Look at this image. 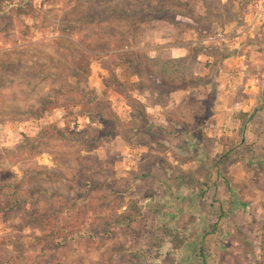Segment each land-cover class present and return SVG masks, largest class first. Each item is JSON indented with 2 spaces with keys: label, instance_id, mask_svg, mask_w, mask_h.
<instances>
[{
  "label": "rangeland",
  "instance_id": "1",
  "mask_svg": "<svg viewBox=\"0 0 264 264\" xmlns=\"http://www.w3.org/2000/svg\"><path fill=\"white\" fill-rule=\"evenodd\" d=\"M11 2L0 14V264H264V18L245 26L252 3ZM168 8L189 15L171 22ZM197 13L213 28L198 31ZM221 30L241 46L216 40ZM239 55L233 97L217 77ZM112 69L125 91L104 85ZM250 98L248 136L240 110L237 139L217 134L219 106ZM99 102L105 122L82 113ZM49 125L71 137L43 138ZM194 131L202 144L181 141Z\"/></svg>",
  "mask_w": 264,
  "mask_h": 264
},
{
  "label": "crops",
  "instance_id": "2",
  "mask_svg": "<svg viewBox=\"0 0 264 264\" xmlns=\"http://www.w3.org/2000/svg\"><path fill=\"white\" fill-rule=\"evenodd\" d=\"M260 2L261 3H264V0H260ZM251 7L252 6H250L249 7V9H251ZM253 9V8H252ZM252 16H254V13L252 14ZM262 18H264V9H263V12H262ZM256 20H259V19H255V17H254V19H252V23H248L249 25H247V24H245V26H250V30H251V32L252 31H254L255 30V28H257V23L258 22H256ZM260 20H261V18H260ZM264 20V19H263ZM249 20H247V22H248ZM224 31V30H223ZM256 31H257V29H256ZM228 32V31H227ZM228 34H229V32H228ZM229 36V35H228ZM254 37V36H253ZM238 38V37H237ZM249 38V37H248ZM216 40H219L220 41V43L221 42H224V43H228L229 45L231 44V46L232 45H235V47H234V49L235 50H237L238 48H239V46H241V44L243 43V41L241 42V41H238V42H236V41H232V39H231V37H229L226 41L225 40H221V39H218V38H215ZM238 40V39H237ZM233 43V44H232ZM235 43V44H234ZM228 45V46H229ZM245 45H247V48H253V45L254 44H251V43H247L246 44V42L244 43V46ZM256 47V46H255ZM182 56H184V54H182ZM182 58H184V57H182ZM241 58H243L242 56H238L237 58H236V60H234L233 61V63H231L230 61H227V60H229V59H231V58H226L224 61H226V62H229V65H230V68L229 69H225V71L223 72H221V74H218V77L217 78H220V81H222V83H228V84H230L229 86H230V90H229V93H230V96H235V94L233 93V92H236V90H237V92H239L238 91V89H236V80L237 79H243L244 80V74H245V72H243L242 71V66L241 65H243V59H241ZM256 75V77H252V76H250V81L252 80L253 81V85H252V81L251 82H249V83H247L246 84V87H245V89L243 90V92H245L246 94H251V93H253V90H255L254 88H253V86L254 85H258V83L261 81V77L259 76L258 77V75L257 74H255ZM263 76H264V74H263ZM263 79H264V77H263ZM258 81V82H257ZM257 82V83H256ZM222 83H221V85H222ZM218 90H220V87L218 88ZM259 92H261V96H263L264 95V86L262 87V89L260 88L259 89ZM238 94H241V93H238ZM243 95H241V97H242ZM245 96V95H244ZM243 96V97H244ZM260 96V94L259 95H257L256 96V100L258 101V100H261V101H264V98H260L259 97ZM251 99L252 98H250L249 100H242V101H237L236 99H233L234 101H235V103L234 102H232V106H230V107H228L227 108V106H226V108L228 109V111L227 110H224V107H220L219 106V109L218 110H221L220 112H218V121L216 120V126H217V128H216V130H217V134H218V131H220V132H225V133H227V134H229V136H232V137H229V136H227V137H224V138H226V139H230V140H236L237 139V136H233L235 133H232V130H234V128H233V125H230V123H229V119L231 118V117H234V116H236V112L237 111H239L240 110V112H242L241 114V118L242 117H245V119L243 120V123L245 124V125H247L246 126V129H247V127H249L250 125H252V121H255V119L253 118V120H252V117H253V114H251V113H249L250 112V110H251V103H253L252 101H251ZM234 103V104H233ZM257 106V105H256ZM254 107L253 108V113H259L260 112V108L259 107ZM234 127L235 128H237V130H238V127H239V124H238V126L234 123ZM212 126H215V125H212ZM196 131V130H195ZM195 131H194V134H190V136H188V134H187V136H186V134H184L183 136H182V138H181V141L182 142H186V143H188V145H190L191 147H192V143H193V140L195 141H199V143H203L204 142V138L203 137H197L195 134ZM246 133H247V136H248V129L246 130ZM208 136H210V134H208ZM224 136V135H223ZM218 138V140H219V142L221 143V142H224L223 141V138L221 137V136H219V137H217ZM220 139H222V141L220 140ZM185 154V153H184ZM200 157L201 156H199V157H197V160L198 161H201L200 160ZM179 161L178 160H175L174 161V163L175 164H179L178 163ZM195 163V162H194Z\"/></svg>",
  "mask_w": 264,
  "mask_h": 264
},
{
  "label": "trees",
  "instance_id": "3",
  "mask_svg": "<svg viewBox=\"0 0 264 264\" xmlns=\"http://www.w3.org/2000/svg\"><path fill=\"white\" fill-rule=\"evenodd\" d=\"M12 0H1V2H0V14H4V12H8V9H7V7L5 6V4H8V5H10V4H13L12 2H11ZM247 2L248 3H252V2H254L253 0H247ZM208 4V3H207ZM113 11H114V13H119V15L121 14L122 16H125L126 15V13H124V12H122V11H120L119 9H112ZM165 10V9H164ZM206 14H210L209 12H208V9H207V6H206ZM149 13V14H154V13H151L152 12V10H151V8L150 7H148L147 9H141V10H137V11H132V13H131V16L133 15V16H138V17H141V15L143 14V13H147V12ZM168 11L169 12H171L172 14H173V17H172V19H171V22H177L178 21V17L180 16V14H188L189 15V13H183V11H177V10H175V9H170V8H168ZM158 12H160V11H158ZM113 13V14H114ZM155 14H157V13H155ZM198 14V15H197ZM197 14H195L196 15V18L198 17V19L196 20V22H197V25H199V27H198V31H200V32H205L206 33V31H207V29H212L213 28V26H214V20L213 19H211V17L210 16H206V14L205 13H197ZM213 14V13H212ZM128 15V14H127ZM121 16V17H122ZM129 16V15H128ZM144 16V15H143ZM150 16V15H149ZM144 19H147V18H144ZM157 19H162V20H166V17H164V16H156L155 18H154V20H157ZM205 37V36H204ZM131 59V58H130ZM137 59L138 58H136V59H131V63H133V65H134V67H135V69H136V72H137V74H140V76H144V77H149L150 76V78H152V75H151V73L150 74H148L149 72H148V70L147 69H145L143 66H141V62L142 61H138L137 62ZM129 60V59H128ZM122 63V61H120V62H118V64H121ZM114 70L115 69H112V76H111V78H104L103 79V83H104V85L106 86V87H111L112 88V86H113V88H116L117 90H119V91H125V86H126V83L127 82H125V81H122L118 76H117V74H115V72H114ZM90 66L86 69V72L88 73V75L90 74ZM141 71V72H140ZM152 70H150V72H151ZM176 72V73H175ZM177 72H179L177 69H175V71H174V74H176L177 75ZM148 74V75H147ZM164 74H167L166 73V71L164 72ZM171 75H169V77H166V78H164L163 80L166 82V81H171L172 83H174V82H177L178 81V79H177V77H175V76H172V77H170ZM151 81V80H150ZM79 82H82V83H84L85 85H87L88 83H89V77H87V78H85V80H79ZM115 86V87H114ZM182 89H183V87H181ZM180 87L178 88V87H175L174 89H175V91L176 90H179V89H181ZM151 91H153V90H156V89H150ZM71 102V101H70ZM48 104H51V101L48 103ZM58 105L57 104H52V105H49V107H48V109L49 110H51V109H54V108H56ZM82 113H83V115L85 114V115H88L89 116V118L94 122V120H95V118H98L101 122H105V121H107V118H109L108 117V109H107V107L106 106H104V104L103 103H101V102H99V103H96L95 105H93V107H91L89 104H85V105H83V110H82ZM94 116V117H93ZM105 134V132H102V135H104ZM40 135H42V137L43 138H48V137H51V136H59L61 139H67V137H71V135H69V134H67L63 129H61L60 127H58V125H49V126H46V127H44L43 128V130H41V132H40ZM79 135H81V136H85L84 134H79ZM82 138V137H81ZM75 139H77L76 137H75ZM85 140V141H84ZM83 142L85 143V144H89V145H91V146H94V142H93V140H90V138L88 137V136H86V138L84 137L83 138ZM31 143V142H30ZM39 143H37V144H35V146L36 145H38Z\"/></svg>",
  "mask_w": 264,
  "mask_h": 264
},
{
  "label": "built area",
  "instance_id": "4",
  "mask_svg": "<svg viewBox=\"0 0 264 264\" xmlns=\"http://www.w3.org/2000/svg\"><path fill=\"white\" fill-rule=\"evenodd\" d=\"M252 8L254 10H256V17L255 19H258V18H262V12H263V9H264V3H261L260 1L259 2H255V3H252ZM216 38L218 39H221V40H227L229 38L228 36V32L226 30H221L217 33V36Z\"/></svg>",
  "mask_w": 264,
  "mask_h": 264
}]
</instances>
